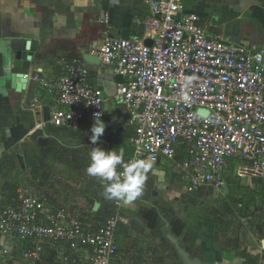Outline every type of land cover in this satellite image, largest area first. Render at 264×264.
Wrapping results in <instances>:
<instances>
[{"label": "crops", "instance_id": "0c3cea01", "mask_svg": "<svg viewBox=\"0 0 264 264\" xmlns=\"http://www.w3.org/2000/svg\"><path fill=\"white\" fill-rule=\"evenodd\" d=\"M184 5L201 14L209 33L264 50V0H185ZM148 16L144 0H0V153L16 154L13 164L20 165L22 188L50 196L55 206H66L94 226L104 223L116 200L105 197L103 181L87 174L89 153L97 146L115 148L128 162L124 149L133 145L134 128L127 109L114 101L118 82L112 66L90 64L85 56L108 37L122 38L124 30L129 38H142ZM24 52L32 60L30 69L20 72L17 54L23 57ZM74 61L89 67L93 83L106 94L99 119L105 132L96 145L89 137L99 120L86 118L76 129L50 121L56 96L44 84L58 81ZM15 73L29 77L21 91L12 87ZM230 172L226 190L214 192L219 200L206 203L201 200L205 192L186 182L176 162L153 164L141 196L123 203L128 223L118 229L113 264H183L178 249L202 264H246V258L264 264V187L256 179L239 177L234 167ZM234 200L238 203L233 205ZM258 210L262 222L251 223ZM244 216L248 224L242 222ZM28 245L0 240V251H12L0 257V264H63L50 254L25 262L19 252Z\"/></svg>", "mask_w": 264, "mask_h": 264}, {"label": "built area", "instance_id": "2783aa9c", "mask_svg": "<svg viewBox=\"0 0 264 264\" xmlns=\"http://www.w3.org/2000/svg\"><path fill=\"white\" fill-rule=\"evenodd\" d=\"M144 3L149 16L142 38L108 37L88 53L123 78L114 101L127 109L134 128L130 160L176 162L196 190L224 191L232 167L264 187V50L209 33L201 14L185 9V0ZM44 86L56 96L50 117L56 127L76 129L86 118L104 117L107 98L88 66L69 62L63 77ZM114 207L94 226L24 187L16 201L0 207V240L32 245L20 249L27 263L39 260L48 244L65 264H113L118 229L128 223L123 202ZM262 219L258 210L251 223ZM10 254L0 251V257Z\"/></svg>", "mask_w": 264, "mask_h": 264}, {"label": "clouds", "instance_id": "9594fccd", "mask_svg": "<svg viewBox=\"0 0 264 264\" xmlns=\"http://www.w3.org/2000/svg\"><path fill=\"white\" fill-rule=\"evenodd\" d=\"M261 58L260 55L256 57L257 60ZM90 131L89 139L96 145L105 132L102 120H95ZM89 155L90 163L86 172L89 176L104 182V195L107 199L130 204L141 196L147 178L146 173L152 169L154 158L125 162L124 152H118L115 148L105 150L98 146L93 147Z\"/></svg>", "mask_w": 264, "mask_h": 264}, {"label": "water", "instance_id": "95a60500", "mask_svg": "<svg viewBox=\"0 0 264 264\" xmlns=\"http://www.w3.org/2000/svg\"><path fill=\"white\" fill-rule=\"evenodd\" d=\"M216 20L218 21V19H215V20H213V22H215ZM122 39H129V33L127 30H124V32L122 34ZM151 44H152V42L150 40H146V45L150 46ZM21 55H22V53L17 54V62H16V68L19 69L20 72L29 70L30 69V62L32 60V55L30 53L27 55V53L24 52L23 57ZM85 60L90 64H100L101 63V61L97 57H95L91 54H87L85 56ZM28 78L29 77L27 75H25V73H19V74L15 73L12 76V82H13L12 87L18 91H21L23 88L26 87V84L29 80ZM116 81L118 83L123 82L122 76H116ZM104 97H106V94H104ZM202 113H204V111ZM124 151H125L127 158H129V159L134 158L135 146L128 145L125 147ZM178 254H179V257L181 258L183 264H202V262L199 259L192 258L190 256V254L183 249H178Z\"/></svg>", "mask_w": 264, "mask_h": 264}, {"label": "rangeland", "instance_id": "374dc122", "mask_svg": "<svg viewBox=\"0 0 264 264\" xmlns=\"http://www.w3.org/2000/svg\"><path fill=\"white\" fill-rule=\"evenodd\" d=\"M93 48L90 49V51ZM3 160V159H2ZM20 165L14 164L13 167L10 163H7V165H5L4 170L1 171L0 169V195H3L5 193V191H9V190H15V195L18 193L19 194V190L23 189L22 186H24V177L23 174L19 175L18 171H20ZM6 169V170H5ZM37 169H42L41 167H37ZM231 173V172H230ZM229 173V174H230ZM233 173V171H232ZM18 174V178L16 177V175ZM236 177H238L237 175H235ZM16 181V182H14ZM202 191H204L205 193L202 194L201 196V200H204L206 203H215L219 200L220 195H216L214 192L217 191L215 188L213 187H204L202 188ZM0 202L3 203L2 200H0ZM235 203H238L237 200L233 201V205ZM192 205V204H191ZM1 207V205H0ZM238 208V206H236ZM207 212H209L208 209H206ZM7 262V261H5ZM8 264V263H6Z\"/></svg>", "mask_w": 264, "mask_h": 264}, {"label": "trees", "instance_id": "16d2710c", "mask_svg": "<svg viewBox=\"0 0 264 264\" xmlns=\"http://www.w3.org/2000/svg\"><path fill=\"white\" fill-rule=\"evenodd\" d=\"M143 35H141L140 37H142ZM2 131L3 130H1V127H0V133L2 134ZM1 134H0V136H1ZM36 137H37V135H36ZM15 157H16V154H14L13 156H8V155H4V157H2V161H1V166H0V169H2V170H4V168H5V165H7V163H10L11 165H12V167H13V160H15ZM124 158H125V156H124ZM11 160V161H10ZM35 160H36V158H35ZM10 161V162H9ZM29 164V163H28ZM33 164V163H32ZM31 165L29 164V167H30ZM33 172H36L37 173V171H36V169H35V166L33 165ZM6 170V169H5ZM4 195H5V197H4V201H3V203L2 202H0V205L2 206V207H4V206H7V205H9V204H11V202L12 201H16V195H15V190H7V191H5V193H4ZM111 213H113V211L111 212ZM110 213V214H111ZM29 247H32V245H28ZM19 254L21 255L22 253H21V251L19 252ZM47 254H50L51 256H53L54 257V260H55V258L57 259V260H59L58 259V256H59V254H58V250H57V248H55V247H52V246H50V245H45V247H44V249H43V253H42V255H41V257H43L44 255H47ZM22 257V256H21ZM246 264H258L255 260H252L251 258H246V262H245ZM52 264H61L60 262H58V263H52ZM63 264H65V263H63Z\"/></svg>", "mask_w": 264, "mask_h": 264}]
</instances>
